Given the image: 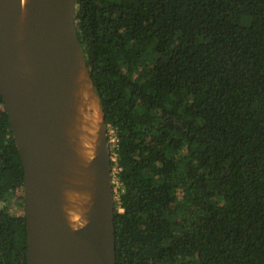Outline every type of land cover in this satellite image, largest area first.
<instances>
[{"label":"trees","instance_id":"trees-1","mask_svg":"<svg viewBox=\"0 0 264 264\" xmlns=\"http://www.w3.org/2000/svg\"><path fill=\"white\" fill-rule=\"evenodd\" d=\"M74 16L115 137V264H264V0H76ZM18 190L0 98V264H26Z\"/></svg>","mask_w":264,"mask_h":264},{"label":"water","instance_id":"water-1","mask_svg":"<svg viewBox=\"0 0 264 264\" xmlns=\"http://www.w3.org/2000/svg\"><path fill=\"white\" fill-rule=\"evenodd\" d=\"M22 1L0 0V98L23 168L26 264H115L110 149L75 27L76 0ZM81 68L100 121L88 218L73 227L61 199L73 154L64 128Z\"/></svg>","mask_w":264,"mask_h":264},{"label":"bare ground","instance_id":"bare-ground-1","mask_svg":"<svg viewBox=\"0 0 264 264\" xmlns=\"http://www.w3.org/2000/svg\"><path fill=\"white\" fill-rule=\"evenodd\" d=\"M26 0H23L24 4ZM84 70L78 72L65 133L73 149L66 161L67 184L62 190V209L73 227L85 223L93 188V157L97 152L100 116ZM89 168V169H87Z\"/></svg>","mask_w":264,"mask_h":264},{"label":"rangeland","instance_id":"rangeland-1","mask_svg":"<svg viewBox=\"0 0 264 264\" xmlns=\"http://www.w3.org/2000/svg\"><path fill=\"white\" fill-rule=\"evenodd\" d=\"M109 137H110V140L108 142V146H110L111 144L114 143V139H113L114 136H113L112 132H110ZM114 183L115 182H114V178H113V174H112V185ZM117 187H118L117 185H115L113 187V197H114V199L116 198L115 194H116ZM22 192H23V190H22ZM6 202L10 206V208L12 209V212H13L14 215H18V214L24 213V208H23L24 202H23V200L21 198V191L20 190H18L16 192H14L13 194H11Z\"/></svg>","mask_w":264,"mask_h":264},{"label":"built area","instance_id":"built-area-1","mask_svg":"<svg viewBox=\"0 0 264 264\" xmlns=\"http://www.w3.org/2000/svg\"><path fill=\"white\" fill-rule=\"evenodd\" d=\"M110 132H112L111 130H109V134H110ZM113 133V132H112ZM114 139V142H115V137L113 138ZM109 140H110V137H109ZM109 140H108V142H109ZM110 147H113V144H111L110 145ZM110 149V148H109ZM115 159H116V155H115V153H110V161L112 160V161H115ZM117 172V170H116V167H114L113 168V170H111V177H112V174H113V178H114V182H116V178H115V173Z\"/></svg>","mask_w":264,"mask_h":264}]
</instances>
